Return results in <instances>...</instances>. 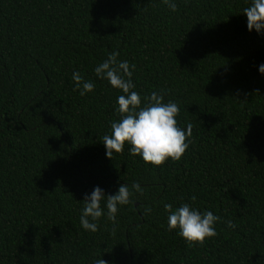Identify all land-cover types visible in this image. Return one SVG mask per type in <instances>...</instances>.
<instances>
[{
	"label": "trees",
	"instance_id": "1",
	"mask_svg": "<svg viewBox=\"0 0 264 264\" xmlns=\"http://www.w3.org/2000/svg\"><path fill=\"white\" fill-rule=\"evenodd\" d=\"M249 2L0 0V264H264V34L247 29ZM113 53L142 96L178 103L181 160L153 166L127 142L106 155L123 93L94 68ZM77 71L93 92L74 90ZM135 183L117 224L81 227L86 193ZM184 202L222 218L216 237L168 230L164 205Z\"/></svg>",
	"mask_w": 264,
	"mask_h": 264
},
{
	"label": "clouds",
	"instance_id": "2",
	"mask_svg": "<svg viewBox=\"0 0 264 264\" xmlns=\"http://www.w3.org/2000/svg\"><path fill=\"white\" fill-rule=\"evenodd\" d=\"M171 11H176V0H163ZM242 14L246 17L249 32L255 30L257 34H264V0H250ZM135 64L127 60H118V53L110 54L108 59L94 68L96 77L107 80L110 86L120 90L123 94L117 97L120 119L111 123V134L103 137L106 155L110 158L113 152L124 150L125 142L131 145L130 153L153 166H161L169 159L179 161L189 149L192 141V126L187 128L178 126L176 117L180 107L175 101L164 102V96L159 92H152L150 96H142L136 91L132 80ZM264 75V64L258 67ZM74 90L81 96L93 92L95 84L77 71L73 72ZM134 190V191H133ZM143 193L139 183L131 188L122 184L115 194L106 195L104 189L95 186L91 193H86L81 209L80 224L85 231L95 233L99 230L101 218L107 215L113 225L117 224V214L120 208L132 202V196ZM194 202L195 197H191ZM102 202L103 206H102ZM167 215L168 230H178L176 234L183 238L189 246L203 245L206 239L217 236L216 225L221 217L212 211L201 213L191 203H181L177 207L172 204L164 205ZM146 212H151L147 208ZM227 228H234L231 220L224 221ZM96 264H106L102 258Z\"/></svg>",
	"mask_w": 264,
	"mask_h": 264
}]
</instances>
